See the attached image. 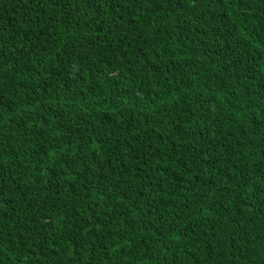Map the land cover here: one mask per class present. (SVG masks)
Here are the masks:
<instances>
[{"label": "trees", "instance_id": "trees-1", "mask_svg": "<svg viewBox=\"0 0 264 264\" xmlns=\"http://www.w3.org/2000/svg\"><path fill=\"white\" fill-rule=\"evenodd\" d=\"M0 264H264V0H0Z\"/></svg>", "mask_w": 264, "mask_h": 264}]
</instances>
